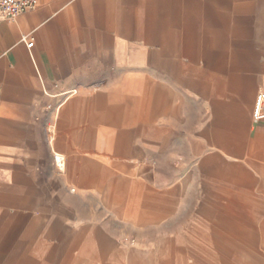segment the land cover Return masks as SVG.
I'll list each match as a JSON object with an SVG mask.
<instances>
[{"label": "crops", "instance_id": "crops-1", "mask_svg": "<svg viewBox=\"0 0 264 264\" xmlns=\"http://www.w3.org/2000/svg\"><path fill=\"white\" fill-rule=\"evenodd\" d=\"M261 93L264 0L0 21V264H264Z\"/></svg>", "mask_w": 264, "mask_h": 264}, {"label": "built area", "instance_id": "built-area-1", "mask_svg": "<svg viewBox=\"0 0 264 264\" xmlns=\"http://www.w3.org/2000/svg\"><path fill=\"white\" fill-rule=\"evenodd\" d=\"M38 0H0V21L14 20L22 13L36 7ZM26 37L24 40L26 41ZM34 42H28V47L31 48ZM264 110V93H261L257 99L254 118L258 120L262 116ZM60 162L62 157H58Z\"/></svg>", "mask_w": 264, "mask_h": 264}, {"label": "bare ground", "instance_id": "bare-ground-1", "mask_svg": "<svg viewBox=\"0 0 264 264\" xmlns=\"http://www.w3.org/2000/svg\"><path fill=\"white\" fill-rule=\"evenodd\" d=\"M64 157V156H63ZM64 159H65V157H64Z\"/></svg>", "mask_w": 264, "mask_h": 264}]
</instances>
